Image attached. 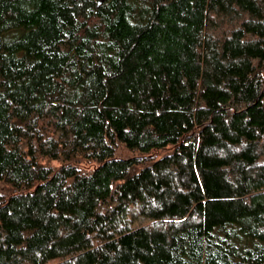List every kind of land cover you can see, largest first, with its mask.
I'll use <instances>...</instances> for the list:
<instances>
[{
    "label": "trees",
    "instance_id": "trees-1",
    "mask_svg": "<svg viewBox=\"0 0 264 264\" xmlns=\"http://www.w3.org/2000/svg\"><path fill=\"white\" fill-rule=\"evenodd\" d=\"M0 264H264V0H0Z\"/></svg>",
    "mask_w": 264,
    "mask_h": 264
},
{
    "label": "rangeland",
    "instance_id": "rangeland-1",
    "mask_svg": "<svg viewBox=\"0 0 264 264\" xmlns=\"http://www.w3.org/2000/svg\"><path fill=\"white\" fill-rule=\"evenodd\" d=\"M45 163H47V164H49V165H51V166H59V163L58 162H56V161H44Z\"/></svg>",
    "mask_w": 264,
    "mask_h": 264
}]
</instances>
